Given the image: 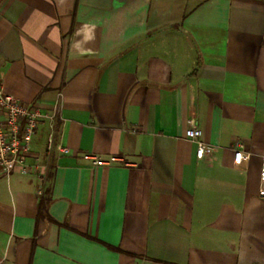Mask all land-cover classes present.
I'll use <instances>...</instances> for the list:
<instances>
[{
  "label": "crops",
  "instance_id": "obj_1",
  "mask_svg": "<svg viewBox=\"0 0 264 264\" xmlns=\"http://www.w3.org/2000/svg\"><path fill=\"white\" fill-rule=\"evenodd\" d=\"M0 81L62 93L46 181L0 168V264H264V0H0Z\"/></svg>",
  "mask_w": 264,
  "mask_h": 264
},
{
  "label": "built area",
  "instance_id": "obj_2",
  "mask_svg": "<svg viewBox=\"0 0 264 264\" xmlns=\"http://www.w3.org/2000/svg\"><path fill=\"white\" fill-rule=\"evenodd\" d=\"M61 96L57 99L52 107V111L43 112L39 104H26L21 102L17 97L8 93L0 81V168L3 171H14L19 168L24 172H38L42 182L46 181V165H41L39 157L33 155L32 143L36 131L40 124L48 121L51 127V133L48 137L47 150L51 153L55 148V130L56 122L61 112ZM187 137L198 143V155L204 157L211 152V147L201 141L203 131L192 125L187 130ZM58 150L63 154L70 153L69 147L58 145ZM35 157L33 164H27L28 157ZM242 153L238 152V157ZM86 158H94L96 165H104L110 161L116 160L112 157L110 161L97 158L91 154H86ZM263 168L261 172V182L264 185V156ZM43 192V191H42ZM264 194V186L260 189Z\"/></svg>",
  "mask_w": 264,
  "mask_h": 264
},
{
  "label": "trees",
  "instance_id": "obj_3",
  "mask_svg": "<svg viewBox=\"0 0 264 264\" xmlns=\"http://www.w3.org/2000/svg\"><path fill=\"white\" fill-rule=\"evenodd\" d=\"M45 200L42 202V211H45L46 210V207H47V203H48L47 201H48V199H45Z\"/></svg>",
  "mask_w": 264,
  "mask_h": 264
}]
</instances>
